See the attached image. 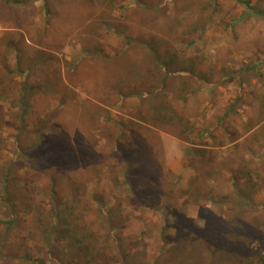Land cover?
<instances>
[{
	"label": "rangeland",
	"instance_id": "obj_1",
	"mask_svg": "<svg viewBox=\"0 0 264 264\" xmlns=\"http://www.w3.org/2000/svg\"><path fill=\"white\" fill-rule=\"evenodd\" d=\"M40 262L264 263V0H0V264Z\"/></svg>",
	"mask_w": 264,
	"mask_h": 264
},
{
	"label": "trees",
	"instance_id": "obj_2",
	"mask_svg": "<svg viewBox=\"0 0 264 264\" xmlns=\"http://www.w3.org/2000/svg\"><path fill=\"white\" fill-rule=\"evenodd\" d=\"M244 5H245V7L247 8L248 13L253 14V15H256V14H258V15H263V13H261V12L257 11L256 9H254V8L250 5L249 2L245 1V2H244ZM39 264H44V263H43V262H40ZM244 264H264V263H263V262H262V263L248 262V263H244Z\"/></svg>",
	"mask_w": 264,
	"mask_h": 264
},
{
	"label": "crops",
	"instance_id": "obj_3",
	"mask_svg": "<svg viewBox=\"0 0 264 264\" xmlns=\"http://www.w3.org/2000/svg\"><path fill=\"white\" fill-rule=\"evenodd\" d=\"M170 143V142H169ZM171 144V143H170ZM164 145H166L165 143H164Z\"/></svg>",
	"mask_w": 264,
	"mask_h": 264
}]
</instances>
